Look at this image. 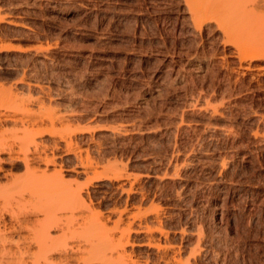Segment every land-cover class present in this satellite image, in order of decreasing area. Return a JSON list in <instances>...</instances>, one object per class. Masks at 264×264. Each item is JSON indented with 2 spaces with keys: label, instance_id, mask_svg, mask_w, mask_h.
I'll return each mask as SVG.
<instances>
[{
  "label": "rangeland",
  "instance_id": "374dc122",
  "mask_svg": "<svg viewBox=\"0 0 264 264\" xmlns=\"http://www.w3.org/2000/svg\"><path fill=\"white\" fill-rule=\"evenodd\" d=\"M105 1L0 0V91L28 105L0 102V112L15 113L0 123V141L17 150L29 130L45 142L66 137L70 147L62 142L56 153L64 179L95 211L122 205L124 196L117 182L100 190L75 175L81 162L138 177L135 188L162 209L172 245L186 252L200 232L207 255L192 264H215L217 256L264 264L263 78L252 83L247 74L233 86L219 51L212 57L199 43L184 0H165V9L125 0L107 11ZM131 239L133 255L145 258L138 246L145 235ZM79 244L71 262L90 264L87 244Z\"/></svg>",
  "mask_w": 264,
  "mask_h": 264
},
{
  "label": "bare ground",
  "instance_id": "6f19581e",
  "mask_svg": "<svg viewBox=\"0 0 264 264\" xmlns=\"http://www.w3.org/2000/svg\"><path fill=\"white\" fill-rule=\"evenodd\" d=\"M124 1L107 0L102 5L107 11V6L124 5ZM164 1L149 0L151 4L166 6L168 2ZM184 1L189 7L190 20L197 31L199 43H206L207 49L211 47L214 50L210 52L212 57L216 55L213 53L219 51L221 67L230 73L228 76L236 75L235 78L228 77L229 80L233 79V86L243 83L247 74H250L252 83L262 82L264 0ZM187 1H190L191 5ZM115 8L114 6L113 9ZM210 23L215 24V29L210 28L212 31L207 30ZM206 31L208 32L205 33ZM216 33L221 35L218 45L215 43L217 38H213ZM215 45L219 48H215ZM0 93V102H10L9 104H15L17 109L23 108L25 103L21 101L19 104L17 97H12V92L3 90ZM221 100L223 104V96ZM205 103V106H209L208 101ZM212 112L217 113L216 107H213ZM14 115L15 113L12 115L0 112V123L8 122ZM32 131L35 130L26 132L28 138H24L27 141L23 138L25 134L16 136L19 138L17 140L13 139L20 144L17 145V150L15 142L9 143L10 140L7 142L4 138L2 140L6 142L0 141V264H75L71 262L72 255L80 251L81 239L87 244V249L83 248L91 256V263L88 261L90 264H93L95 259L97 264V258L100 260L98 264H192L196 259L205 256L206 251H203L202 244L204 239L200 232L196 235L195 245L186 252L170 243V228L168 230L162 221V209L153 205L144 191L135 188L139 178L128 174L124 167L81 162L73 171L77 176L87 177L86 181L94 179L100 184L96 186L100 190L108 188L105 185L107 182H117L115 190L124 196L122 205H113L103 212L95 211L91 200L89 199L87 204L83 199L81 188L77 185L73 187L64 179L61 162L57 161L61 157L56 153L61 150L62 142L67 148L70 147L66 137L57 140L52 136L54 139L51 137L52 140L45 142L37 140V133L33 134ZM27 142L33 144H30L32 149ZM21 144L25 149L29 146V149L21 150ZM14 172L22 174L15 175ZM138 194L139 198L134 200L133 196ZM13 195H18V198L14 199ZM147 202L149 206L145 207ZM132 234L145 235V242L143 240L144 243L138 245L148 251L145 258L133 255L135 253L132 250ZM186 234L181 230L179 235L182 239ZM69 238L72 240L71 244L69 242L70 246L67 242ZM128 247H131V250H128ZM215 264L225 263L217 256Z\"/></svg>",
  "mask_w": 264,
  "mask_h": 264
}]
</instances>
